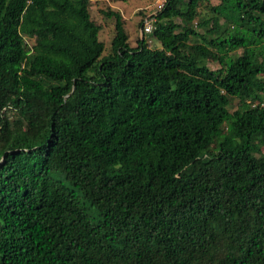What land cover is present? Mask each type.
<instances>
[{"label": "trees", "instance_id": "trees-1", "mask_svg": "<svg viewBox=\"0 0 264 264\" xmlns=\"http://www.w3.org/2000/svg\"><path fill=\"white\" fill-rule=\"evenodd\" d=\"M91 1L0 0V264H264V0Z\"/></svg>", "mask_w": 264, "mask_h": 264}, {"label": "rangeland", "instance_id": "rangeland-1", "mask_svg": "<svg viewBox=\"0 0 264 264\" xmlns=\"http://www.w3.org/2000/svg\"><path fill=\"white\" fill-rule=\"evenodd\" d=\"M217 0H210L215 3ZM156 0H92L90 3V17L100 26L99 38L104 42L105 52L110 49V43L113 36L114 18L105 14V11L117 10L122 15L125 24L124 28L128 34V41L130 45H136L137 39L141 36L146 38L147 44L150 47L159 46L156 40L148 34H143L142 24L140 20L153 12L156 8ZM240 49L235 51L239 53ZM218 53L211 52L209 54L208 62L211 67H216V58ZM237 99L232 101V106H235Z\"/></svg>", "mask_w": 264, "mask_h": 264}, {"label": "built area", "instance_id": "built-area-1", "mask_svg": "<svg viewBox=\"0 0 264 264\" xmlns=\"http://www.w3.org/2000/svg\"><path fill=\"white\" fill-rule=\"evenodd\" d=\"M164 1L165 0H156V9H161L163 4H164ZM154 12V11H153ZM151 12L150 14H147L144 18H143V27H142V30L145 32V33H149L151 32L152 30V22L154 20L153 16H152V13Z\"/></svg>", "mask_w": 264, "mask_h": 264}]
</instances>
